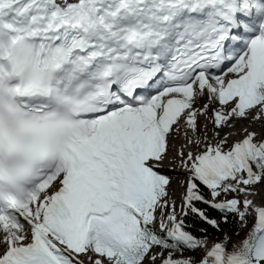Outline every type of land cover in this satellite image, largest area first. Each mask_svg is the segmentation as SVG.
<instances>
[{
	"label": "snow or ice",
	"instance_id": "obj_1",
	"mask_svg": "<svg viewBox=\"0 0 264 264\" xmlns=\"http://www.w3.org/2000/svg\"><path fill=\"white\" fill-rule=\"evenodd\" d=\"M262 196L264 0H0V264H264Z\"/></svg>",
	"mask_w": 264,
	"mask_h": 264
},
{
	"label": "trees",
	"instance_id": "obj_2",
	"mask_svg": "<svg viewBox=\"0 0 264 264\" xmlns=\"http://www.w3.org/2000/svg\"><path fill=\"white\" fill-rule=\"evenodd\" d=\"M208 190L204 189V194L207 196ZM198 207L204 208L211 216L219 218L220 213L215 210L209 208L207 205L198 204ZM187 226V230L191 231L194 235L206 237L209 240L219 239L220 237H224V234L231 236L233 238L240 232V225L238 219H231L227 223L223 220L220 221L221 229H215L211 225L206 224L201 219H199L196 215L192 213H188L186 216H180Z\"/></svg>",
	"mask_w": 264,
	"mask_h": 264
},
{
	"label": "bare ground",
	"instance_id": "obj_3",
	"mask_svg": "<svg viewBox=\"0 0 264 264\" xmlns=\"http://www.w3.org/2000/svg\"><path fill=\"white\" fill-rule=\"evenodd\" d=\"M199 103L203 104L204 101L201 100ZM241 126L242 125L240 123L237 124V128H239ZM221 134L223 135L224 133L222 132ZM208 135H212V131L210 129V126H209ZM163 170L165 173L170 174V176L173 179V182H172L171 187H170V197L176 203V205H178L180 203L179 198L182 197L183 189H182V184L178 183L179 181L177 182L175 178H176V176L182 177V174L185 173V170L181 167L179 161H175L173 163L166 164V166L164 167ZM166 211H170V209H168Z\"/></svg>",
	"mask_w": 264,
	"mask_h": 264
},
{
	"label": "rangeland",
	"instance_id": "obj_4",
	"mask_svg": "<svg viewBox=\"0 0 264 264\" xmlns=\"http://www.w3.org/2000/svg\"><path fill=\"white\" fill-rule=\"evenodd\" d=\"M240 124L243 125V122H240ZM209 126H210V129H211L212 126H211L210 123H209ZM209 136H211V135H209ZM175 179H176L177 182L179 181L178 183L182 184V189H183L182 197L179 198V199H180V203L177 205V216H178V218H180V216H181L180 205L182 204L183 196H184L183 181H185V180L187 179V176H186V174L184 173V174H182V177H177V176H176ZM241 198H242V197H241ZM261 199L264 200V196H262ZM238 221H239V220H238ZM239 225H240V227H241L240 232H239V235H236V236H234V237L232 238V241H233V242H236V241L242 239V238L244 237V235L247 233V231H248L249 229L252 228V226H253V218H249V219H248V221H247V227H243V228H242V226H241V222H240V221H239ZM223 238H224V237L222 236V237H220L219 239H215V240H212V241H218V240H221V239H223Z\"/></svg>",
	"mask_w": 264,
	"mask_h": 264
}]
</instances>
